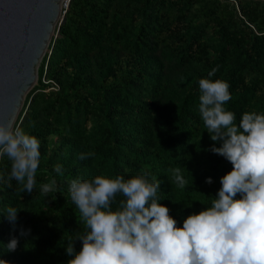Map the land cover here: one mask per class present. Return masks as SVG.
Masks as SVG:
<instances>
[{"label":"trees","instance_id":"obj_1","mask_svg":"<svg viewBox=\"0 0 264 264\" xmlns=\"http://www.w3.org/2000/svg\"><path fill=\"white\" fill-rule=\"evenodd\" d=\"M56 30L15 124L41 142L36 189L0 188V211L21 208L15 225L0 213L9 264H67L65 246L86 230L69 192L77 176L150 172L178 226L206 208L233 167L210 150L220 141L198 108V81L217 65L212 79L230 83L225 105L237 123L245 111L264 112V0H70ZM0 169L10 170L7 157ZM52 177L59 192L45 196L40 185ZM72 242L79 251L82 241Z\"/></svg>","mask_w":264,"mask_h":264},{"label":"clouds","instance_id":"obj_2","mask_svg":"<svg viewBox=\"0 0 264 264\" xmlns=\"http://www.w3.org/2000/svg\"><path fill=\"white\" fill-rule=\"evenodd\" d=\"M218 68L199 79L198 108L210 139L220 141L210 150L233 167L220 177L221 187L210 204L178 226L168 206L160 203L161 181L150 172L72 178L69 192L86 230L65 246L71 257L67 264H264V112L245 111L237 123L235 112L225 105L232 99L230 83L212 79ZM40 143L22 127L0 124V161L7 157L10 162V170L0 169V188L16 181L22 192L36 189ZM93 155L82 153L80 158ZM55 172L62 175L64 165L57 163ZM175 172L180 186H186L180 169ZM40 190L45 196L59 192L56 178L42 183ZM20 210L8 205L0 213L15 225ZM30 231L22 229L21 235ZM73 239L82 241L79 251ZM17 245L14 236L3 247L14 251ZM0 264L9 262L0 258Z\"/></svg>","mask_w":264,"mask_h":264},{"label":"water","instance_id":"obj_3","mask_svg":"<svg viewBox=\"0 0 264 264\" xmlns=\"http://www.w3.org/2000/svg\"><path fill=\"white\" fill-rule=\"evenodd\" d=\"M64 1L70 0H0V124L15 128L63 20Z\"/></svg>","mask_w":264,"mask_h":264},{"label":"built area","instance_id":"obj_4","mask_svg":"<svg viewBox=\"0 0 264 264\" xmlns=\"http://www.w3.org/2000/svg\"><path fill=\"white\" fill-rule=\"evenodd\" d=\"M64 7L67 9V7H68V1H67V3L64 5ZM57 32H58V31H57ZM57 32H56V34L54 35V37L57 36Z\"/></svg>","mask_w":264,"mask_h":264},{"label":"rangeland","instance_id":"obj_5","mask_svg":"<svg viewBox=\"0 0 264 264\" xmlns=\"http://www.w3.org/2000/svg\"><path fill=\"white\" fill-rule=\"evenodd\" d=\"M63 11H66V8H65V7H63ZM36 85H37V83H36ZM36 85H35V86H36Z\"/></svg>","mask_w":264,"mask_h":264},{"label":"bare ground","instance_id":"obj_6","mask_svg":"<svg viewBox=\"0 0 264 264\" xmlns=\"http://www.w3.org/2000/svg\"><path fill=\"white\" fill-rule=\"evenodd\" d=\"M66 3H67V1H66V2L64 1V2H63V6H64V4H66Z\"/></svg>","mask_w":264,"mask_h":264}]
</instances>
